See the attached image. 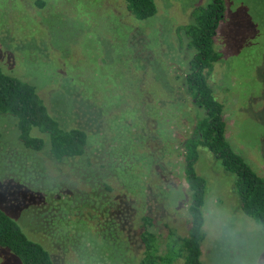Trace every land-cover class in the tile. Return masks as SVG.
<instances>
[{"label": "rangeland", "instance_id": "rangeland-1", "mask_svg": "<svg viewBox=\"0 0 264 264\" xmlns=\"http://www.w3.org/2000/svg\"><path fill=\"white\" fill-rule=\"evenodd\" d=\"M44 3L0 0V64L36 85L62 127L86 129L95 157L132 156L131 183L124 175L132 193L151 204V190L163 195L160 205L152 204L150 211L161 240H166L170 229L187 236L192 191L184 171V142L204 110L194 105L186 91L185 76L194 54L186 28L195 22L194 11L208 0H156L157 13L147 19L133 15L127 0ZM224 4L215 37V47L223 56L213 66L209 84L224 104L226 138L264 177V0H224ZM4 116L0 115V205L9 213L43 215L50 204L44 179L50 173V160L45 155L49 161L44 169L37 162L20 164L23 154L13 153L12 159L9 150L20 145L13 137L17 129L19 138L18 120L14 117L15 125ZM34 132L47 137L37 128ZM56 167L51 165L52 175ZM153 169L158 170L155 178ZM196 170L207 181L202 264H264V228L241 209L235 175L202 145ZM56 174L69 185L87 186L73 179L76 170L70 167ZM138 183L149 185L148 196L138 190ZM210 205L229 210L234 220H243L254 230L245 231L236 247L224 249L209 235ZM69 210L75 213L71 204ZM95 238L96 244L87 248L93 256L81 251L83 257L68 245L49 249L56 264H119L117 252ZM123 261L139 264L131 252ZM0 264L23 262L0 246Z\"/></svg>", "mask_w": 264, "mask_h": 264}, {"label": "trees", "instance_id": "trees-1", "mask_svg": "<svg viewBox=\"0 0 264 264\" xmlns=\"http://www.w3.org/2000/svg\"><path fill=\"white\" fill-rule=\"evenodd\" d=\"M37 3L45 4L44 0H37ZM127 6L139 19L150 18L158 10L156 0H127ZM224 13V0H208L205 6L194 11L195 22L186 28L189 46L194 49L185 76L186 91L194 105L204 110V116L184 142V171L192 191L189 234L182 236L170 229L166 240L162 241L161 231L156 228V217L150 211L152 204L160 205L163 195L158 196L151 190L150 196L149 185L140 183L137 184L138 190L144 191L154 202H140V196L132 193V185L126 180L128 177L131 183L130 179L134 177L131 169L133 160L129 161L132 156L127 155V159L124 154L125 157L107 153L100 158L95 157L86 129L62 127L36 85L7 71L0 64V115L11 117L15 125L16 117L20 132L19 138L17 129L13 133L14 140H18L20 145L13 144L8 155L14 159L13 153L18 157L23 154L25 160L20 164L27 166V163L37 162L38 168L44 169L50 160V173L44 176L48 192L46 199L50 204L43 215L9 213L0 205V246L13 252L23 264H56L49 246H72L73 251L86 257L81 251H87L89 245L96 244L95 237H98L113 253L117 252L119 264H125L123 260L128 252L133 254V258H138L139 264H202L207 181L196 170L200 145L212 151L225 170L235 175L234 190L239 195L241 209L264 228V177L234 150L226 138L224 104L215 97L208 79L213 66L223 56L215 47V37ZM34 128L46 133L47 137L35 132L32 134ZM39 153L43 156L39 157ZM149 155L151 159L155 158V154ZM52 164L58 168L53 175ZM69 167L76 170L73 179L85 183L86 187L69 185L56 174ZM152 172L155 178L158 170L153 169ZM26 174L31 178L34 176ZM11 177L16 179L17 176ZM135 177L137 181L138 176ZM68 204L75 208V213L68 211ZM90 229H93L92 233ZM46 237H50L49 242ZM87 252L93 256L91 247Z\"/></svg>", "mask_w": 264, "mask_h": 264}, {"label": "clouds", "instance_id": "clouds-1", "mask_svg": "<svg viewBox=\"0 0 264 264\" xmlns=\"http://www.w3.org/2000/svg\"><path fill=\"white\" fill-rule=\"evenodd\" d=\"M210 237L224 249H231L241 243L242 234L251 232L253 226L245 225L243 220H234L230 211L215 205L207 209Z\"/></svg>", "mask_w": 264, "mask_h": 264}]
</instances>
